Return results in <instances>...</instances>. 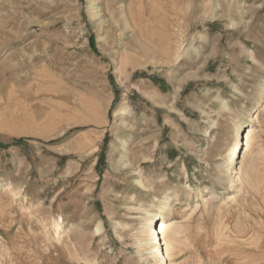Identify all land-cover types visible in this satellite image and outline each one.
Listing matches in <instances>:
<instances>
[{
  "label": "rangeland",
  "instance_id": "1",
  "mask_svg": "<svg viewBox=\"0 0 264 264\" xmlns=\"http://www.w3.org/2000/svg\"><path fill=\"white\" fill-rule=\"evenodd\" d=\"M157 213L264 264V0H0V264H160Z\"/></svg>",
  "mask_w": 264,
  "mask_h": 264
},
{
  "label": "bare ground",
  "instance_id": "2",
  "mask_svg": "<svg viewBox=\"0 0 264 264\" xmlns=\"http://www.w3.org/2000/svg\"><path fill=\"white\" fill-rule=\"evenodd\" d=\"M250 131L251 130L248 129L246 137H248L250 135ZM241 133L238 132V135L237 136L235 135L234 139L232 141V145H231L232 156L234 154V151L238 148L240 141L242 142V140L244 138V136ZM160 219H163V215L161 213L154 214L151 217V219H149L148 221L145 222L144 228H145V233L148 236L149 245L153 251L152 253L155 254L157 261L160 264L161 263L167 264L168 253H167L166 249L165 250L162 249V246H163L162 236L160 235V231L158 230V221H160ZM170 233L172 234V231H170ZM171 237L173 238L172 235H171ZM172 240L174 242V238Z\"/></svg>",
  "mask_w": 264,
  "mask_h": 264
},
{
  "label": "trees",
  "instance_id": "3",
  "mask_svg": "<svg viewBox=\"0 0 264 264\" xmlns=\"http://www.w3.org/2000/svg\"><path fill=\"white\" fill-rule=\"evenodd\" d=\"M101 161H102V159H101Z\"/></svg>",
  "mask_w": 264,
  "mask_h": 264
}]
</instances>
